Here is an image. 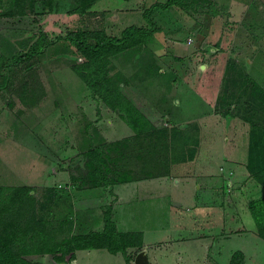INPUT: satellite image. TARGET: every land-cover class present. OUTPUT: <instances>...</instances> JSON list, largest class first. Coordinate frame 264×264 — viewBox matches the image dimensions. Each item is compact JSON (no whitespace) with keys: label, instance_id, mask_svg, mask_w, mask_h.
I'll return each mask as SVG.
<instances>
[{"label":"rangeland","instance_id":"374dc122","mask_svg":"<svg viewBox=\"0 0 264 264\" xmlns=\"http://www.w3.org/2000/svg\"><path fill=\"white\" fill-rule=\"evenodd\" d=\"M157 1L165 0H96L91 14L70 12V0H55L50 12L37 0L26 14H0V185L33 187L38 214H70L73 233L102 228L109 206L119 230L143 231V245L128 248L129 261L121 252L98 248L81 252L79 264H134L140 249L150 264H224L233 251L234 243L221 238L219 198L232 191L225 175L235 179L240 166L251 174L252 123L264 125V104L248 80L264 87V9L262 16L255 9L260 0H185L186 6L165 9ZM10 3L0 0V12ZM131 24L152 34L112 55L109 76L157 127L194 125L200 140L193 175L139 177L144 180L138 186L119 185L120 200L113 184L79 188L81 181L71 178L85 173L84 152L128 139L123 151L129 159L122 162L140 176L151 166L164 167L157 160L162 152L152 157L120 112L93 93L72 67L82 58L63 36L100 27L120 36ZM32 47L38 51L14 60ZM247 219L253 221L252 213ZM27 257L33 264L73 260L69 254L62 262L48 253ZM251 258L248 264H254Z\"/></svg>","mask_w":264,"mask_h":264},{"label":"trees","instance_id":"16d2710c","mask_svg":"<svg viewBox=\"0 0 264 264\" xmlns=\"http://www.w3.org/2000/svg\"><path fill=\"white\" fill-rule=\"evenodd\" d=\"M37 0H12L10 6L1 15L16 16L34 10ZM44 9L52 12L55 0H40ZM96 0H70V12L95 13L90 7ZM159 8L172 5L186 6L185 0H165L155 3ZM152 29L131 24L122 30L120 36L108 34L103 28H76L69 30L63 38L70 41L77 49L81 62L72 65L76 73L99 95L113 110L131 126L134 137L144 139L151 156L159 151V163L164 167L151 166L142 176L133 167L126 166L123 160L129 159L123 148L130 146L128 139L106 142L88 148L84 152L86 171L84 174H71L75 181L80 180L79 188L89 186H107L109 184L136 180L139 177L158 175L190 176L193 175L199 146V133L188 126L172 124L169 127H157L132 103L109 76V58L125 49L146 42ZM32 47L30 52L15 55L14 60L27 58L37 52ZM251 93L261 105L264 104V87L252 77ZM27 84V82H24ZM23 85L21 98L27 93ZM123 145V146H121ZM144 159L142 153L137 154ZM155 158V157H154ZM249 170L253 178L264 187V125L253 122L250 131ZM160 168V169H159ZM29 185H0V264H33L27 257L30 254L48 253L62 262L69 254L75 258V251L82 248H106L112 253L121 252L125 259H131L129 247L143 245V231L119 230L112 217L109 206L104 213V226L101 230L92 229L84 233H73V219L64 212L52 216H40L37 210L38 198ZM56 195L58 188H52ZM55 201V200H54ZM249 209L255 219L257 232L264 238V193L249 202ZM245 255L241 250L232 253L230 264H244Z\"/></svg>","mask_w":264,"mask_h":264},{"label":"crops","instance_id":"0c3cea01","mask_svg":"<svg viewBox=\"0 0 264 264\" xmlns=\"http://www.w3.org/2000/svg\"><path fill=\"white\" fill-rule=\"evenodd\" d=\"M260 8L264 9V0H260L256 4L255 9H257L259 11V10H261ZM260 14L262 16V14H263L262 10L260 11ZM221 167H222V170H224L225 167H223V166H221ZM240 167L236 171V174H238V176L236 175L234 177L235 179H232V178L228 177L227 175H225L227 177V179H226L227 184L228 185L231 184L230 187L227 188V190L228 191L232 190V191L230 193L227 192L225 194L221 193V196L219 198V200L221 201V206H222L221 221L223 223V226L225 227L221 231V238L223 239L224 244H226L227 241H230V243L231 242L234 243V245H232L233 247H231V249L233 251H231V252L229 251V256L228 257L226 256L224 264H230L231 255L236 250H241L244 253V255H245V263L244 264H248L249 257L250 258L252 257L250 261H252L254 264H259L260 260H259L258 255H260V256L263 255V257H264V238L258 234L256 222L254 221V219L252 222L251 221L248 222L247 217H248L249 213L251 214V211L249 209V202L252 199L257 198L258 196L262 195L264 193V187L260 183H258L255 178H253V176L249 173L247 167H245V166H243V168H240ZM227 173H228V171H227ZM154 178H156L158 180H162L163 178L167 179L166 176H157ZM228 178H230V179H228ZM207 179H209V177H207ZM143 180L144 179L114 183L113 184L114 191L119 194L120 200L121 199L124 200V198L120 196V193L118 190L119 185L126 183V184H130L131 186H135V185L138 186L137 184H140V182ZM235 180H236V182H235ZM178 181H179V179H178ZM208 182H210V179L208 180ZM221 182H222V180H221ZM98 187H100V186H98ZM111 188H112V186H111ZM196 189L197 190L201 189V185H198V187ZM81 190H83V189H81ZM215 191L218 192L217 189H215ZM222 195H224V196H222ZM100 200H101V204H102L103 202H105L106 197L101 196ZM76 202H77V199H76L75 203ZM86 202H87V198L84 199L83 205ZM76 207H77V205H76ZM245 216H246V219H245ZM193 217L194 216H192L191 218H193ZM191 225L192 224L188 223L187 226L190 227ZM103 226H104V222H103L102 228H103ZM102 228L97 229V230H101ZM199 238H201V236H199ZM234 239H236V240H234ZM261 240H263V241H261ZM247 242H250V243L247 244ZM245 245H247V247L250 251L245 250V247H246ZM223 247H225V245H223V246L221 245L222 249H223ZM260 247H262L263 249ZM97 249L98 248L77 249L75 251L76 256H75V258H73L72 264H79L81 262V260H80L81 254L86 253L87 255H90L91 252H93ZM261 249H262V251H261ZM81 252H83V253H81ZM251 252H252V254H251ZM118 253L119 252H116L114 254H118Z\"/></svg>","mask_w":264,"mask_h":264},{"label":"water","instance_id":"95a60500","mask_svg":"<svg viewBox=\"0 0 264 264\" xmlns=\"http://www.w3.org/2000/svg\"><path fill=\"white\" fill-rule=\"evenodd\" d=\"M134 264H150L147 252L145 249H140L135 257H134Z\"/></svg>","mask_w":264,"mask_h":264}]
</instances>
